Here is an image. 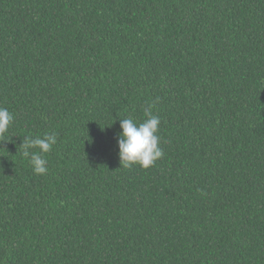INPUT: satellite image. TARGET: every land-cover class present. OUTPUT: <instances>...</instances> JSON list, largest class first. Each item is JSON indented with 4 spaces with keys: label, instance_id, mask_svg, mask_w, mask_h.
Masks as SVG:
<instances>
[{
    "label": "trees",
    "instance_id": "trees-1",
    "mask_svg": "<svg viewBox=\"0 0 264 264\" xmlns=\"http://www.w3.org/2000/svg\"><path fill=\"white\" fill-rule=\"evenodd\" d=\"M0 107V264H264V0H0Z\"/></svg>",
    "mask_w": 264,
    "mask_h": 264
},
{
    "label": "clouds",
    "instance_id": "clouds-1",
    "mask_svg": "<svg viewBox=\"0 0 264 264\" xmlns=\"http://www.w3.org/2000/svg\"><path fill=\"white\" fill-rule=\"evenodd\" d=\"M154 107L155 104H149L144 108L146 118L143 122L137 123L131 118L120 119L121 131L117 136V144L118 156L123 166L138 165L142 169H148L163 157V149L159 146L161 138L158 135L160 119L153 115ZM13 120V114L0 107V136L8 132ZM56 143L55 133L45 134L42 138H24L19 148L23 149L22 155L28 159L34 174H47L49 169L45 154L49 153Z\"/></svg>",
    "mask_w": 264,
    "mask_h": 264
}]
</instances>
